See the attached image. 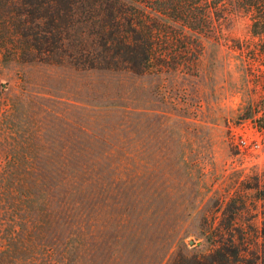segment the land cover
Instances as JSON below:
<instances>
[{
  "label": "rangeland",
  "instance_id": "rangeland-1",
  "mask_svg": "<svg viewBox=\"0 0 264 264\" xmlns=\"http://www.w3.org/2000/svg\"><path fill=\"white\" fill-rule=\"evenodd\" d=\"M196 38L192 72L0 56V264H170L211 249L207 223L261 227L264 86L232 42L248 20Z\"/></svg>",
  "mask_w": 264,
  "mask_h": 264
},
{
  "label": "trees",
  "instance_id": "trees-1",
  "mask_svg": "<svg viewBox=\"0 0 264 264\" xmlns=\"http://www.w3.org/2000/svg\"><path fill=\"white\" fill-rule=\"evenodd\" d=\"M0 0V56L67 62L82 69L192 72L201 46L225 22L248 20L249 38L233 48L256 64L264 86V0ZM264 217V211H261ZM212 216V214H211ZM206 220V217L205 219ZM208 252L178 253L170 264H264L261 227L205 224Z\"/></svg>",
  "mask_w": 264,
  "mask_h": 264
},
{
  "label": "built area",
  "instance_id": "built-area-1",
  "mask_svg": "<svg viewBox=\"0 0 264 264\" xmlns=\"http://www.w3.org/2000/svg\"><path fill=\"white\" fill-rule=\"evenodd\" d=\"M230 137L233 144L241 149L255 150L259 146L256 134L249 135L244 133L243 130L232 129Z\"/></svg>",
  "mask_w": 264,
  "mask_h": 264
}]
</instances>
